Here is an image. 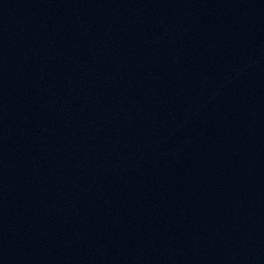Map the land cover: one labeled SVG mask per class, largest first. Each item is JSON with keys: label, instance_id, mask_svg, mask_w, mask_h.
Wrapping results in <instances>:
<instances>
[{"label": "water", "instance_id": "1", "mask_svg": "<svg viewBox=\"0 0 264 264\" xmlns=\"http://www.w3.org/2000/svg\"><path fill=\"white\" fill-rule=\"evenodd\" d=\"M159 264H264V105L209 197Z\"/></svg>", "mask_w": 264, "mask_h": 264}]
</instances>
